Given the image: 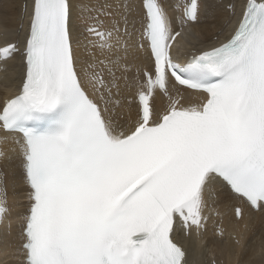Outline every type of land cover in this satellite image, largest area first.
<instances>
[{
  "label": "snow or ice",
  "instance_id": "1",
  "mask_svg": "<svg viewBox=\"0 0 264 264\" xmlns=\"http://www.w3.org/2000/svg\"><path fill=\"white\" fill-rule=\"evenodd\" d=\"M0 13V225L23 186V264H189L177 232L201 235L214 204L245 228L264 215V0H0ZM204 23L219 42L197 48Z\"/></svg>",
  "mask_w": 264,
  "mask_h": 264
},
{
  "label": "bare ground",
  "instance_id": "2",
  "mask_svg": "<svg viewBox=\"0 0 264 264\" xmlns=\"http://www.w3.org/2000/svg\"><path fill=\"white\" fill-rule=\"evenodd\" d=\"M77 3L80 2V0H76ZM177 0H169V3H176ZM237 3L240 2V0H236ZM171 16H176V12H170ZM0 16H2V13H0ZM79 24V22H76ZM7 26L8 27H15V20L13 18V13L8 14L7 18ZM0 28H2V25H0ZM199 30H202V33L204 35V38H207L209 31H213L212 28L209 27L208 23L201 24L199 26ZM224 35H227V31H225ZM224 36H221L220 38H223ZM181 38H178L180 40ZM191 39V38H189ZM199 44V43H197ZM209 44V43H206ZM183 48V41L181 42V48ZM176 55L177 53L174 52ZM0 86L2 90H0V99L4 97L5 94L8 93V88L11 87V84H8L7 87L5 86V82L3 80H0ZM186 96H194L191 93H184ZM155 105H157L160 102V97L158 94L155 96ZM26 189L23 186H18L16 188H13L11 186L7 189V207L9 209V214L7 217V221L11 220H18L20 221V216L24 212V209L26 207V196H25ZM14 204H18V207L21 209L20 212H17V208ZM213 208L217 211L218 217L212 219V222H217L221 225V227L224 229V235H223V242L211 245L209 250L215 251L216 253H220L221 250L224 248V251H228L230 254L224 255L221 258H214L215 264H264V260L262 262L260 261H254L252 263V260L254 258V252H259V254H262L264 256V215L259 214H253L252 219L248 222L247 228H245V221H237L234 220L231 214V208L226 207L224 203L221 201L215 205H213ZM248 213L246 212V217ZM224 218V219H223ZM222 221V222H220ZM9 223V222H8ZM20 223V222H19ZM19 223L17 225V231H14L12 226L0 227V257L6 254V250L8 248H13V251L15 254L21 258V260L18 258L17 263H13L12 260H8V257L4 258L5 264H23V257L19 255L16 251L18 248V245L20 243L18 231H19ZM234 235V239H231V236ZM216 237H214L212 231L208 232L206 230L203 233L202 238L199 237L197 240L195 237L189 236L187 240L184 241L185 246L187 247V255L189 264L192 263V261L196 260L199 262V264H204V252L207 251V249L203 250L201 249V243L208 240L211 244V241L213 242ZM217 240V239H216ZM196 241L200 243H196ZM236 241V243L234 242ZM239 241V243H237ZM197 249V254L191 253L195 248ZM222 260V262H221ZM232 260V261H229ZM235 261V262H234ZM210 261L208 260L206 264H209Z\"/></svg>",
  "mask_w": 264,
  "mask_h": 264
},
{
  "label": "rangeland",
  "instance_id": "3",
  "mask_svg": "<svg viewBox=\"0 0 264 264\" xmlns=\"http://www.w3.org/2000/svg\"><path fill=\"white\" fill-rule=\"evenodd\" d=\"M199 26H198V29H199ZM213 35H214V30L213 31H209V34H208L207 38L210 39V40H212L213 39ZM201 38H203V41L205 43H208V39L207 38H204L203 33H202L200 39ZM0 90H2L1 86H0ZM14 205L17 208V212H20L21 209L18 207V204H14ZM19 222L20 221H18V220H11V221H7L6 220L5 224H10V226H12V228L14 229V231H17L18 230L17 229V225H18ZM213 250H214V248L212 250H210V251H206V253L204 254V257L203 258L204 259H209L211 257H216L215 256L216 253L213 252ZM5 257H8L9 258L8 260H12L13 263H17L16 261L19 258V256L14 253L13 248H11V247L6 250V254H4L3 256L0 257V264H5V261H4V258ZM19 259L21 260V258H19ZM263 260H264V256L262 254H259V252H257V254H256V252H254V258L252 260V263L254 261H260V262H262ZM229 261H232V260H229ZM221 262H222V260H221Z\"/></svg>",
  "mask_w": 264,
  "mask_h": 264
}]
</instances>
